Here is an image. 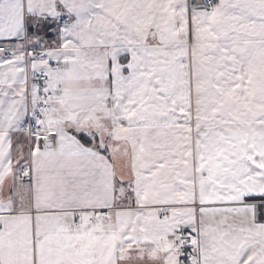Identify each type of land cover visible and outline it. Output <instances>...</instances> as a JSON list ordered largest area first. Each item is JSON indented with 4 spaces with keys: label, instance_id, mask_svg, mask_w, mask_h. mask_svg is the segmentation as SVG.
<instances>
[{
    "label": "snow or ice",
    "instance_id": "1",
    "mask_svg": "<svg viewBox=\"0 0 264 264\" xmlns=\"http://www.w3.org/2000/svg\"><path fill=\"white\" fill-rule=\"evenodd\" d=\"M0 264H264V0H0Z\"/></svg>",
    "mask_w": 264,
    "mask_h": 264
}]
</instances>
